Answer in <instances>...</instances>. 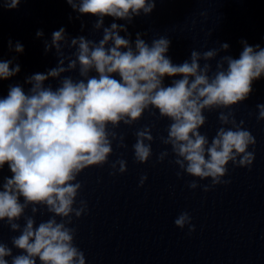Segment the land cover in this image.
<instances>
[{
	"label": "clouds",
	"instance_id": "obj_1",
	"mask_svg": "<svg viewBox=\"0 0 264 264\" xmlns=\"http://www.w3.org/2000/svg\"><path fill=\"white\" fill-rule=\"evenodd\" d=\"M3 2L14 9L21 0ZM66 2L79 14L97 17L93 28L103 30L102 39L96 42L79 36L69 41L64 28L54 31L51 42L45 41V51L56 49L57 67L26 78L31 85L27 93L15 85L9 87L6 97L0 98V170L7 165L11 172L0 184V221L20 233L11 238L20 254L13 255L12 248L0 242V264H37V260L39 264H86L83 251L74 243L76 229L68 227L73 216L80 218L87 213L85 200L75 206L82 188L77 177L89 167L108 163L113 141H118L117 147H127L124 137L110 131L109 126L115 129L121 122L131 126L146 110L156 109L160 117L171 121L167 137L160 139L171 146L174 163L181 170L176 174L178 178L185 173L200 180L211 178L212 186L227 184L230 181L223 177L229 162L250 168L255 158L254 152L248 151L256 144L255 137L243 127V120L237 123L232 111H220L218 120L222 126L211 142L200 128L207 122L205 110L231 109L248 99L253 82L264 76V47L242 40L239 58L221 56L215 70L208 61L227 51V43L202 53L192 50L190 60L177 65L167 55L171 44L168 38L162 36L149 44L137 33L133 45L120 35L127 32L125 25L112 23L104 27L105 16L131 22L141 13H152L156 0ZM36 35L42 37L43 32L38 30ZM65 47L75 51L65 55ZM9 48L12 49L11 40ZM14 50L22 53L23 45L17 42ZM77 68L81 79L65 76L55 90L45 87L49 78H60ZM19 71V64L13 67L12 60L0 61V80ZM93 71L97 75H90ZM166 76L181 78L165 86ZM256 107L257 119L264 120V103ZM135 136L134 159L147 163L154 139L151 128L145 126ZM168 154L161 152L158 162ZM110 167L111 175L123 174L127 162L118 159ZM146 180L147 175L141 176L139 186ZM188 187L196 189L199 185L193 180ZM203 190L209 191V186ZM29 206L32 216L25 215ZM38 206L53 215L37 226L34 216ZM22 217L23 227L17 222ZM56 217H60L59 222ZM174 224L180 229L188 226L189 232L195 230L187 212L178 215Z\"/></svg>",
	"mask_w": 264,
	"mask_h": 264
}]
</instances>
